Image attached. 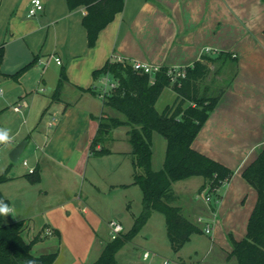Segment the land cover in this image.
I'll use <instances>...</instances> for the list:
<instances>
[{"label": "crops", "instance_id": "obj_1", "mask_svg": "<svg viewBox=\"0 0 264 264\" xmlns=\"http://www.w3.org/2000/svg\"><path fill=\"white\" fill-rule=\"evenodd\" d=\"M41 1L43 8L31 15L32 0H0V47H4L0 70L5 75V106L22 99L29 104L22 112L11 108L24 117L11 137L13 142L18 136L28 140L23 150H28L26 165L40 173L38 182L29 179V171L8 175L5 193L0 189L12 211L4 222L23 221L26 241L40 236L32 246L34 255L57 252L54 264H92L111 240L109 221L127 220L126 233L143 211L142 189L131 183L128 135L120 147H107L108 140L99 144L98 148L103 145L111 152L93 158L91 143L103 111L100 78L95 77V71L117 57L186 68L206 55L213 59L210 68L217 67V77L227 82L192 146L234 173L209 204L191 200L187 209L178 198L175 204L200 226L199 235L209 238L210 247L216 249V264H236L230 256L233 247L229 234L237 240L245 237L258 197L243 172L264 149V0H123V9L100 30L93 46L89 45L83 22L85 5L71 7L68 0ZM206 47L212 52L206 53ZM54 57H60L62 63ZM63 71L60 99L53 100ZM40 87L45 90L40 91ZM166 89L176 99L172 87H166L162 94ZM106 110L110 115L117 113ZM53 117L57 122L50 125ZM157 139L155 132V170L163 167L167 146V141L160 140L162 161L156 164ZM204 181L198 183L199 189ZM88 189L98 190L105 202L99 206L89 201L84 196ZM132 194L137 206L129 209ZM155 211L140 228L145 240L127 241L117 253L118 264H208L197 255L183 252L188 243L197 251V232L175 252L166 221L160 222ZM199 217L210 222L211 233L204 232L205 222H199ZM154 218L159 222L153 231L150 226H155L151 222ZM46 228L53 234L44 235ZM146 251L150 252L147 257Z\"/></svg>", "mask_w": 264, "mask_h": 264}, {"label": "trees", "instance_id": "obj_2", "mask_svg": "<svg viewBox=\"0 0 264 264\" xmlns=\"http://www.w3.org/2000/svg\"><path fill=\"white\" fill-rule=\"evenodd\" d=\"M71 7L85 5L87 13L83 22L87 29L89 45L93 46L101 29L110 23L124 7L123 0H68ZM4 57V47H0V65ZM31 61L20 70L34 63ZM211 57L203 55L192 66L186 67L185 77L172 84L168 67L162 66L154 74V82L149 73L134 69L129 60H109L95 77L110 74L118 81V86L103 99V111L97 132L91 143L93 154H106L111 150L99 144L106 142L112 129L127 125L128 140L131 145L129 154L133 163L132 184L142 189L143 211L135 218L132 229L119 237L109 240L99 257L92 264H118L117 253L147 221L150 213L160 211L165 216L167 235L170 245L179 252L200 226L183 213L176 205L178 198L173 185L176 181L193 176H202L204 183L200 190L219 196L218 190L229 181L234 171L218 160L193 148L192 143L202 126L215 108L224 88L216 94L206 95L202 85L211 72ZM18 72L17 74H19ZM64 71L53 93L52 99H60ZM166 87L176 92L175 101L163 110L156 103ZM204 89V90H205ZM204 92V93H203ZM107 108L120 113L122 117L110 115ZM160 133L167 141L163 167H152L153 134ZM33 182H38L40 173L35 170L28 173ZM243 177L257 190V202L248 220L247 234L237 240L229 234L232 243L230 256L236 264H264V149L244 170ZM8 175L0 174V183L8 180ZM0 202L10 206L9 199L0 189ZM24 222H4L0 215V264H54L58 253L41 255L32 253L33 244L40 236L26 241L22 235Z\"/></svg>", "mask_w": 264, "mask_h": 264}, {"label": "rangeland", "instance_id": "obj_3", "mask_svg": "<svg viewBox=\"0 0 264 264\" xmlns=\"http://www.w3.org/2000/svg\"><path fill=\"white\" fill-rule=\"evenodd\" d=\"M218 71H217V67H211V72L209 77L204 81V88H208L207 93H205L206 95L209 94H216L218 93V91L220 89H222L225 85H226V78L223 79H219L217 77ZM207 89L204 90V92ZM203 92V93H204ZM173 93L172 91H170L169 89H166L164 91V93L162 94V96L159 98L158 103L156 104V107L158 110H163L167 105L172 104L175 99L173 97ZM12 106L10 105H6L5 106V75L3 73H1L0 70V130H6L10 136V142L6 143V144H0V174H5V175H9L11 173H14L16 171H22V173H26L29 171V166H27L24 162L25 160L28 162L29 157H28V150L23 152L19 158V160L17 162H13L11 160L10 157V152L11 150L15 147L16 144L15 141L18 143H20L23 140H20L19 136L17 138H13L15 139L14 142L12 141V137L11 134L13 133V131L16 129L17 126H19L20 121H23V118L21 114H18L16 112L13 111V109H11ZM117 111H115L116 113ZM40 115H38L37 119H40ZM112 115H116V116H120L123 118V116L120 113H116V114H112ZM19 118V119H18ZM47 119V118H46ZM46 122V120H45ZM127 130H128V126L127 125H120L119 127H116L114 129H112L111 131V135L110 138L108 139V141L106 142V146L113 148V147H120L122 146L124 143L127 142ZM158 138L156 140V147H155V163L157 164L159 161H162V150H161V146H160V140H163L166 142L165 138L160 134L157 133ZM13 147V148H12ZM93 158H101L103 157L102 154H94ZM106 158V157H105ZM102 160H106V159H102ZM160 165L161 162H160ZM160 167V166H159ZM162 167V166H161ZM89 168H92V166L90 165ZM93 169V168H92ZM204 180V178L202 176H194L190 179H183V180H179L176 181L173 185V188L176 192V194L178 195V200L179 203H181V205H185V207H187V209L190 207V202L191 200L196 204L197 203H201V202H205L203 195H205V192H201V190L198 188V183L200 181ZM11 186V185H10ZM0 188L2 189V191L5 193V181L0 183ZM139 188V187H138ZM13 189V188H12ZM89 192H87L86 190L84 191V196L88 197L89 201H92L93 204L95 205H99L101 206L103 202H105V198L102 197L101 193L96 190V189H88ZM139 190V189H138ZM134 194H132L131 197H133L130 201V208L131 207H135L137 206V202L136 199L134 198L135 196H133ZM192 208H194L193 206H191ZM194 209H191L190 211H192ZM187 211V210H186ZM190 213V212H189ZM154 216H158L160 218V222L163 220H165L164 214L160 211H155ZM185 214L187 215V213L185 212ZM9 215V214H8ZM8 215H4V221H5V217L7 218ZM156 217V218H158ZM192 218V215L190 216ZM148 220V219H147ZM123 223V226H127V220H121ZM153 223H155V226L152 227V225L150 226L151 230L154 231V228L156 229L157 227V222H159V220L157 219H153V221H151ZM144 225V224H143ZM201 233L197 232L194 236V238H199L200 240V245L198 244V248L197 251L193 250V245H191L192 243H188L184 246L183 252L184 253H191L194 257L197 255L198 259H204L206 262H208V264H216L217 262V253H216V249H212L210 247V242H209V238L206 235H199ZM135 238V241H140L142 243V241H144L145 239L142 236V232L139 229L136 234L132 237ZM193 242V241H192ZM155 246L157 247H161L160 244H158V242L154 243ZM143 247L146 248H150V246H146L145 243L142 244ZM171 253L173 255H176V253L174 251H171ZM234 258V257H233ZM236 260V259H235Z\"/></svg>", "mask_w": 264, "mask_h": 264}, {"label": "built area", "instance_id": "obj_4", "mask_svg": "<svg viewBox=\"0 0 264 264\" xmlns=\"http://www.w3.org/2000/svg\"><path fill=\"white\" fill-rule=\"evenodd\" d=\"M43 8V3L41 0H32V5L29 9V13L31 15L36 14L39 10H41ZM205 52L209 53L212 52V48L210 47H206L205 48ZM53 56H51L50 58H52ZM46 61H49V59ZM54 60L58 63L61 64L62 60L60 57H54ZM114 60H118V61H123L125 60L123 57H117ZM132 65L134 67V69L141 71V72H146L149 73L152 76V82H154L155 78H154V74L160 70L161 66H157V65H152L150 63L147 62H132ZM168 74L171 78V82L172 84L177 83L179 81V79L185 77L186 75V68L185 67H168ZM118 86V81L116 79L113 78L112 75L110 74H104L103 76L100 77V86H99V96L104 99L106 98L111 91L116 88ZM40 91H44L45 89L43 87L39 88ZM29 104L27 102L26 99H22L18 102H16L15 104H13V109L17 112H22L24 107H27ZM57 122V117H53V120L50 122V125H54ZM26 164V161L24 162ZM35 169L34 168H30L29 172L32 173L34 172ZM201 192H205V195H203V198L205 200L206 203H210L213 199V193L209 191V188H205L203 190H201ZM199 222H205L204 225V232L206 233H211L212 231V227L210 222L205 221L202 217L198 218ZM109 228H110V236L111 239H115L117 237H119L123 232H124V226L122 224V222H120L117 219H112L109 221L108 223ZM44 235H52L53 234V230L50 228H46L44 230ZM150 252L146 251L144 253V255L147 257L149 256ZM166 263H168V260L165 261Z\"/></svg>", "mask_w": 264, "mask_h": 264}, {"label": "clouds", "instance_id": "obj_5", "mask_svg": "<svg viewBox=\"0 0 264 264\" xmlns=\"http://www.w3.org/2000/svg\"><path fill=\"white\" fill-rule=\"evenodd\" d=\"M10 142V136L6 130H0V144H6ZM12 209L8 205L0 202V215H8Z\"/></svg>", "mask_w": 264, "mask_h": 264}, {"label": "water", "instance_id": "obj_6", "mask_svg": "<svg viewBox=\"0 0 264 264\" xmlns=\"http://www.w3.org/2000/svg\"><path fill=\"white\" fill-rule=\"evenodd\" d=\"M28 140H23L18 143L10 152V157L13 162H17L27 144Z\"/></svg>", "mask_w": 264, "mask_h": 264}]
</instances>
